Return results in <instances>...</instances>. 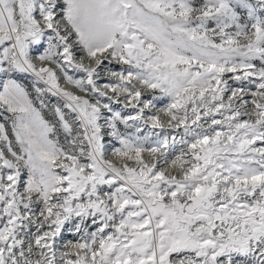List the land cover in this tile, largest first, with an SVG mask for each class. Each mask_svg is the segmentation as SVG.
I'll return each mask as SVG.
<instances>
[{"label":"snow or ice","instance_id":"snow-or-ice-1","mask_svg":"<svg viewBox=\"0 0 264 264\" xmlns=\"http://www.w3.org/2000/svg\"><path fill=\"white\" fill-rule=\"evenodd\" d=\"M0 264H264V0H0Z\"/></svg>","mask_w":264,"mask_h":264},{"label":"rangeland","instance_id":"rangeland-1","mask_svg":"<svg viewBox=\"0 0 264 264\" xmlns=\"http://www.w3.org/2000/svg\"><path fill=\"white\" fill-rule=\"evenodd\" d=\"M229 84H231L233 87H236L237 85L236 84H233V82L230 80L229 81ZM159 107V105H158ZM251 110V109H250ZM162 119V118H161ZM182 130V129H181ZM175 134V133H174ZM178 138V137H177ZM67 227H70V225H68ZM33 232H35V228L33 227ZM77 239L76 236H65V240H72L73 242Z\"/></svg>","mask_w":264,"mask_h":264},{"label":"bare ground","instance_id":"bare-ground-1","mask_svg":"<svg viewBox=\"0 0 264 264\" xmlns=\"http://www.w3.org/2000/svg\"><path fill=\"white\" fill-rule=\"evenodd\" d=\"M229 81H230V80H229ZM146 95H147V94H146ZM157 107H158V106H157ZM161 118H162L163 120L167 121V116L161 114Z\"/></svg>","mask_w":264,"mask_h":264}]
</instances>
